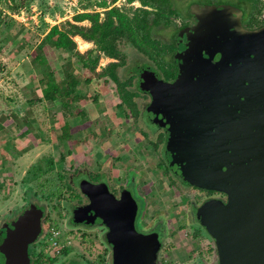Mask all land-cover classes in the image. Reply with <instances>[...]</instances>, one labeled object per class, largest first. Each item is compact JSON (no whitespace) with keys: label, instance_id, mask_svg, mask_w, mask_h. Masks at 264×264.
I'll return each instance as SVG.
<instances>
[{"label":"water","instance_id":"1","mask_svg":"<svg viewBox=\"0 0 264 264\" xmlns=\"http://www.w3.org/2000/svg\"><path fill=\"white\" fill-rule=\"evenodd\" d=\"M196 2L183 12L190 23L169 38L177 47L175 81H165L154 67L138 73V90L151 97L142 119L164 130L166 163L184 186L226 195L196 213L217 246L219 264H264V23L246 27L250 8L241 2ZM79 183L89 203L73 205L71 222L106 226L114 264H159L160 246L148 239L163 233L136 229L131 193L117 198L107 184ZM32 209L7 228L32 237L21 255L26 260L27 245L41 234L34 219L27 223ZM10 240L4 248H23Z\"/></svg>","mask_w":264,"mask_h":264},{"label":"rangeland","instance_id":"2","mask_svg":"<svg viewBox=\"0 0 264 264\" xmlns=\"http://www.w3.org/2000/svg\"><path fill=\"white\" fill-rule=\"evenodd\" d=\"M196 1L173 0L182 15L187 11V5ZM219 1L223 0H203L202 3L214 4ZM238 2L240 0L235 1ZM111 6L122 8L129 17H133L141 7L139 2L130 4L128 0H0V210L22 204L30 192L42 194L47 198L44 199L47 211L50 210L53 217L47 229L60 224L64 237L71 241L69 249H74L79 237H96L92 229L83 233L69 221L71 208L76 204L74 200L81 198L76 185L87 173L83 170L78 172L72 180L76 185L70 189L61 177L66 173L73 175L78 167H84L86 171L91 168L96 172L98 166L107 163V167H110L107 168L108 172L116 177L123 171L129 174L135 168L143 170L148 183L141 188L140 193L147 194L148 201H151L146 216L142 215L147 222L152 221V215L158 214L160 224L165 222L169 228L168 237H194L195 232L210 237L197 221L193 224L195 232L187 227L186 223L191 218L186 204L188 197L181 191L184 184L178 177L171 180L169 175L163 176L166 168L163 160L159 161L161 145L158 152L152 149L154 140L147 138L152 134H147L145 138L135 117H126L124 112H119L117 105L121 99L118 85L113 80L94 76V73L91 82L86 83L85 79L90 74L78 57L70 51L56 49L43 40L49 28L57 24L64 27H67L66 22L90 25L89 20L79 22L80 13L95 11L103 20ZM155 33L165 36L166 40L172 37L169 27L164 28L162 35L161 30ZM73 38L81 53L96 48L95 42L82 36ZM120 45L124 53L129 51L126 42ZM40 46L44 47L58 79H62L67 71H72L81 80L78 90L83 96L69 111H64L60 105L52 102L29 103L42 96L37 83L42 73L34 63ZM130 54L129 66L140 63L144 57L133 50ZM110 61L101 56L97 71H101ZM120 76L123 77L124 72H120ZM64 124L69 125L67 132L71 137L62 140L66 133ZM145 124L153 131L152 124L148 121ZM155 137L152 135L149 139ZM156 153L159 157L155 156ZM160 165L161 169L158 170L157 166ZM127 178L125 176L122 181ZM172 182L174 186H171ZM190 195L193 196L192 193ZM56 211L60 212V216L56 215ZM139 221L140 217L137 225ZM99 229V237H104L105 229Z\"/></svg>","mask_w":264,"mask_h":264},{"label":"flooded vegetation","instance_id":"3","mask_svg":"<svg viewBox=\"0 0 264 264\" xmlns=\"http://www.w3.org/2000/svg\"><path fill=\"white\" fill-rule=\"evenodd\" d=\"M201 1L203 2V0ZM135 2H139L140 6L144 7L143 5H141L142 3L140 1L136 0L132 3ZM172 4V11L169 13L168 19L166 20V22L158 26L154 30L153 34V36L159 41L160 47L163 49H167L168 47V49L166 51L160 52L159 54L157 53V51L154 50L148 53H144L139 47L135 46L134 43H131L127 40L122 41L126 42V44L130 48L129 51H126V53H122L124 62L122 66L118 68L119 76L120 72H124V76H120L119 78L122 80L130 79V81L132 82L131 88H133L134 90L132 91L136 93L134 95L136 98V102L140 108V120L138 121V128L142 127V132L146 135H144V137L146 138L147 134H152L153 136H156L155 139H158V137H161L163 135V141L161 142V139L159 141L161 145V157L159 158V161L162 159L163 163L165 162L167 167L168 165L165 160L164 149L165 132L162 128L159 129L154 124H152L154 126L152 127L154 128L153 131L149 129L148 126H145L146 124L142 119V116L144 115V110L151 101V97L147 93L140 92L137 88V83L140 79V75L143 74V76H145L147 73L145 71L153 69L152 67L156 68L159 71L160 76L167 82H174L178 76L179 69L176 63L174 62V54L177 49L176 43L173 41V39L166 40L164 38L165 36L161 37L160 35H157L155 33L156 30H161L162 35V32L164 31L165 27H169V29H172V31L180 30L190 23L189 18L182 15L176 9L173 0ZM112 8H118L121 12L125 13V11L118 6H111L108 10ZM91 13L97 12L94 11ZM261 17L264 22V14H262ZM177 20H179V23H177ZM81 21L83 20H79V22ZM132 50L144 57L141 59L140 63H133L129 66V56L131 55L130 53ZM108 59L112 60L109 63L119 61L117 58L113 57H109ZM123 68H126L124 69L125 71L123 70ZM138 73L140 75H138ZM151 136L147 137L148 140H154L153 142H155V139H149ZM143 140L145 139L143 138ZM152 149L158 152L155 144ZM156 155L158 156L157 153L155 154V156ZM98 167L99 168L96 172H94L91 168L86 171L83 169L84 167H78L76 169V173L70 175V178L73 180V177L76 176L78 172L83 170L87 173L86 177H83V179H89L93 184L96 185L99 183L107 184L110 192H112L117 198H120L123 192H130L133 198L136 200L138 206L135 220L136 229L144 234H149L151 232H158L159 234H161V231L163 233V237H151L148 239V243L152 246L156 244L160 246L157 252V260L159 264H219V254L213 238L206 237L201 233L195 232L193 229V224L196 222V213L198 208L210 199L226 200V195L224 193H218L198 187L187 188L186 186L182 185V188L184 189L181 191L185 197H188L186 204L189 208V217L191 218V221L187 222L186 224L187 227H190L192 231L195 232L193 233L194 237H168L170 235V232L167 231L169 230V228L167 229L165 222H162L160 224V218L158 217V214L152 215L153 217L150 223L146 221L145 212L151 206V201H148L147 194H144L143 192L140 193V191H142L141 188L143 189V187H145V184L148 183L147 176L145 175L143 170L135 168L131 170L129 174L128 171H123L122 173H119L116 177L113 175L112 172H108L107 168L110 167H107V163H105L103 166L101 164ZM157 168L158 170L159 168L161 169V165L157 166ZM164 175H169L171 180L173 177H177L172 173L169 167L168 170H163V176ZM125 176H127L128 178L125 181H122ZM105 177L107 181H105ZM72 183L74 188L75 181H73ZM79 184L76 186V190L79 192L81 198L80 200L78 199V201L74 200V202L78 205L88 204L89 199L82 193L79 188ZM171 186H174L173 182ZM190 193H192L193 196H191ZM44 199L47 198H45L42 194H38L37 192H30L26 195V200H24L22 204L12 206L5 211L0 210V264H114V245L109 241L108 237H106V234L108 233L109 229L104 225H76L75 227L82 230L83 233H85L89 229H92L95 232L96 237H93L92 239L91 237H79L80 239L78 245H76L74 249H69L71 245L70 244L69 246L64 248L61 254L60 251L54 252L50 250L47 242V224L53 217L52 212H50V210L47 211V202H45ZM32 205L35 206L37 209H34L35 211H33V209L28 211V213H30L29 215L31 219L27 223H31L34 219L37 225V231L40 232L41 229V234L39 237L36 238L34 242L27 245L28 258L26 260L21 257V255H24L25 253L24 247L26 240L28 241V239H32V237H20L19 234H14L15 232L11 231L10 232L12 234H10L7 228H9L8 226H11L12 223L15 222L20 215H24L27 209H29ZM54 207L55 206H53V209ZM42 212H44L43 218L40 217V215H42ZM143 214L145 216L142 217ZM56 215L60 216V212L56 211ZM72 217V212H70L69 221H71ZM138 217H140L141 221H139V224L137 225ZM155 218L156 221L153 222ZM184 225L185 224H182V226ZM58 227L60 228V224H58ZM100 227H102L103 230L105 229L104 237H99ZM11 229L13 230V228ZM9 239L11 240L8 245H15V240H19V246H21V243H23V248H21L23 250H19L17 248H4V244H7L5 240Z\"/></svg>","mask_w":264,"mask_h":264},{"label":"trees","instance_id":"4","mask_svg":"<svg viewBox=\"0 0 264 264\" xmlns=\"http://www.w3.org/2000/svg\"><path fill=\"white\" fill-rule=\"evenodd\" d=\"M134 1L136 0H128L129 3ZM138 1H140L144 7H139L133 17H129L127 13L121 12L118 8L108 10L103 20L99 13H82L80 15L81 20H90V25H78L66 22L65 24L67 27H64L57 24L49 28L43 39L46 44L56 49L70 51L75 57H78L82 66L86 68V72L90 74L89 77L85 79L86 83L91 82L93 73L94 76L99 78H107V81L108 79L113 80L118 85V93L121 99V102L117 105L119 112H124L126 117H135V121L137 122L140 120V108L134 100V94L136 93L132 91L134 90L131 88L132 82L130 79H120L117 71L124 62L120 43L127 40L134 43L135 46L139 47L144 53H148L152 50L157 51L158 54L163 52V48L160 47L159 41L153 34L158 26L166 22L169 13L172 11L171 6H173L171 0ZM240 2L250 8L247 22H250L251 28L260 26L264 23L261 17V15L264 14V3L262 0H240ZM244 24L246 27H249L246 21ZM76 35L95 42L96 48L90 49L85 53L79 52L77 43L73 38V36ZM101 56L117 58L119 61L111 62L101 71H97ZM34 63L36 69L42 73V77L37 82L38 86H40L42 96L38 99H32L29 103L34 104L36 101L52 102L60 105L61 109L64 111H69L83 96V93L78 90V86L81 82L79 77L72 71H67L62 79H58L57 71L51 66L43 46H40L36 51ZM95 100H97V97ZM125 108H127L130 113H127ZM19 124L17 123V125ZM68 129L69 125L64 124L63 130L66 133L61 138L62 140L71 137V134L67 132ZM162 136L155 139L156 141L154 144L157 150L160 144L159 141L163 138ZM163 165H165V168L168 170L165 162ZM66 174H63L61 178L65 180L66 186L70 189L73 187V181L70 175Z\"/></svg>","mask_w":264,"mask_h":264},{"label":"built area","instance_id":"5","mask_svg":"<svg viewBox=\"0 0 264 264\" xmlns=\"http://www.w3.org/2000/svg\"><path fill=\"white\" fill-rule=\"evenodd\" d=\"M264 3V0H262ZM47 238L49 249L54 252H59L60 254L65 247L71 244V241L68 237H64V234L57 226H52L47 229Z\"/></svg>","mask_w":264,"mask_h":264},{"label":"crops","instance_id":"6","mask_svg":"<svg viewBox=\"0 0 264 264\" xmlns=\"http://www.w3.org/2000/svg\"><path fill=\"white\" fill-rule=\"evenodd\" d=\"M85 20H88V19H85ZM90 21V20H89ZM90 23H91V21H90Z\"/></svg>","mask_w":264,"mask_h":264}]
</instances>
